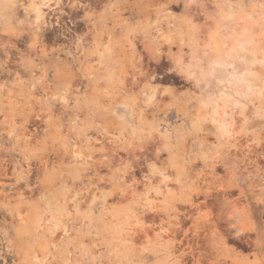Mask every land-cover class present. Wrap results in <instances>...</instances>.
Segmentation results:
<instances>
[{
    "label": "rangeland",
    "instance_id": "rangeland-1",
    "mask_svg": "<svg viewBox=\"0 0 264 264\" xmlns=\"http://www.w3.org/2000/svg\"><path fill=\"white\" fill-rule=\"evenodd\" d=\"M16 6L0 264H264V0H63L32 64Z\"/></svg>",
    "mask_w": 264,
    "mask_h": 264
},
{
    "label": "bare ground",
    "instance_id": "bare-ground-1",
    "mask_svg": "<svg viewBox=\"0 0 264 264\" xmlns=\"http://www.w3.org/2000/svg\"><path fill=\"white\" fill-rule=\"evenodd\" d=\"M25 2H28V4H26ZM16 4L20 5V6H23V8L25 9L26 13L27 14H30V13H33L34 14V24L35 26L33 27V29H31L29 35H27V37H30L31 38V41L29 38L28 41H30L31 43H29L28 41V44L26 46V51L27 54L26 56H28L30 59L27 60V61H30V64L33 63L34 59L31 58L33 57L31 53L33 54H38L39 52V49L37 47V42H38V35H42L44 34V26L48 23L49 26L53 24L52 20L50 19V15L46 12V9H51L53 12H54V15L53 16H57V23L56 25L59 27V30H61L62 28V25H61V22H62V17L60 15V11L62 10V5H63V0H0V23L2 24H7L11 21L12 19V15H13V12L16 10L17 6ZM51 11V12H52ZM21 16V15H20ZM52 16V18H53ZM17 17V15H16ZM26 17V16H25ZM15 18V17H14ZM49 18V20H48ZM19 19V18H18ZM14 21V20H13ZM16 21V20H15ZM33 23V22H32ZM28 24V23H27ZM47 27V26H46ZM56 27H53V28H47V31L46 32H51L53 34H55L57 32V30L55 29ZM9 29V28H8ZM11 29V27H10ZM28 31V30H27ZM3 32H6V31H3ZM25 32V31H24ZM2 33V32H1ZM26 33V32H25ZM58 33V32H57ZM3 34V33H2ZM1 34L0 36V50H2L4 52L3 54V64L5 63V61L8 63L10 62L11 60V57L13 56L14 54V51L15 53L17 52V54L19 53L20 54V58L21 60H24L25 57H24V53H21L22 52V49H20L19 47V44L21 43L19 40H18V37H19V33L18 34H13L12 32H7L6 34L4 33L3 35ZM56 35V34H55ZM57 36V35H56ZM54 36V37H56ZM109 36V35H108ZM21 37L22 34L20 35V38L19 39H22ZM41 37V36H40ZM53 37V38H54ZM25 38V37H23ZM25 40V39H24ZM22 40V41H24ZM40 41V40H39ZM20 42V43H19ZM23 43V42H22ZM26 43V42H25ZM46 43V42H44ZM42 49H41V54L38 56V58H44L47 53H48V48L46 47V45H42ZM57 52V50H56ZM1 54V53H0ZM1 56V55H0ZM15 56V55H14ZM17 56V55H16ZM19 57V56H18ZM35 58V57H34ZM16 63V61H15ZM24 65V64H23ZM4 66V65H3ZM7 66V65H6ZM26 67V65L24 66ZM3 68V67H2ZM10 68V67H9ZM28 68V66L26 67ZM3 70V69H2ZM8 72H10L9 70H7ZM13 71V70H12ZM15 71V70H14ZM18 71V70H17ZM31 71L39 76V77H43L45 75V68L43 67L42 63H38L36 65H31ZM6 73V72H5ZM136 73V72H135ZM139 73V72H138ZM1 75V74H0ZM135 76V75H134ZM17 79V78H16ZM5 86V85H4ZM13 103V102H12ZM12 109V108H11ZM23 112V111H22ZM10 113V112H9ZM29 114V113H28ZM28 116V115H27ZM32 117H30L31 119ZM213 121H216L218 120L216 118V116L214 115L212 117ZM10 123V122H9ZM116 123V122H115ZM12 125V124H11ZM15 125V124H13ZM16 126V125H15ZM224 126V124H223ZM223 126L221 125V122L219 124V128H223ZM115 127V126H114ZM226 129V128H225ZM222 130V129H221ZM226 131V130H225ZM228 131V129H227ZM222 133H223V136L227 135L224 133V130H222ZM225 134V135H224ZM222 135V134H221ZM225 138V137H224ZM234 140V139H233ZM1 155V154H0ZM5 163V162H4ZM6 164V163H5ZM6 168V167H5ZM3 168L4 170H2V173L3 171L6 172L5 174H7V171L6 169ZM8 168V167H7ZM8 170V169H7ZM1 173V175H2ZM4 174V173H3ZM4 174V175H5ZM24 175V174H23ZM21 177V176H20ZM24 177V176H23ZM22 177V178H23ZM127 177V176H126ZM21 178V179H22ZM13 180V179H12ZM3 182V181H2ZM5 182V181H4ZM19 182V181H18ZM21 183V182H20ZM19 185V184H18ZM1 186H2V183H1ZM16 187V186H15ZM18 188V186H17ZM1 189V188H0ZM195 201V200H194ZM192 199L190 200V203H189V207L187 210H183L182 212V215L185 216V217H190L192 215V210H194L193 208H198V206L200 207V204H196ZM184 218V217H183ZM186 221V219H184V222ZM182 227V226H180ZM200 228V227H199ZM180 228H178L177 231H179ZM195 232H197L196 229H194ZM194 230H191L194 232ZM184 231V235L187 237L188 233L190 232L188 229H185L183 230ZM173 233L176 232V230H173L171 231ZM198 233V232H197ZM196 233V234H197ZM170 234V232L168 233ZM179 235V234H178ZM177 235V236H178ZM185 237V239H186ZM184 240V239H183ZM189 242V240H188Z\"/></svg>",
    "mask_w": 264,
    "mask_h": 264
}]
</instances>
